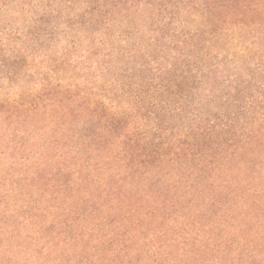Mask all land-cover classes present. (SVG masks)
Instances as JSON below:
<instances>
[{
  "label": "trees",
  "instance_id": "1",
  "mask_svg": "<svg viewBox=\"0 0 264 264\" xmlns=\"http://www.w3.org/2000/svg\"><path fill=\"white\" fill-rule=\"evenodd\" d=\"M10 11L0 264H264V0Z\"/></svg>",
  "mask_w": 264,
  "mask_h": 264
},
{
  "label": "rangeland",
  "instance_id": "2",
  "mask_svg": "<svg viewBox=\"0 0 264 264\" xmlns=\"http://www.w3.org/2000/svg\"><path fill=\"white\" fill-rule=\"evenodd\" d=\"M9 21H13L12 24L8 25ZM7 25L10 29L17 27L18 25H21V22H20V19H19L17 12L10 11V12H6L3 14V18L0 22V26L6 27ZM12 83L15 85L13 87V93L17 92L18 89H24V87L26 86V84L24 82H19L18 80H17V82H15V80H13ZM1 85H5V84H1ZM5 87H7V85H5ZM4 95H5V92L0 90V99H3L5 97ZM7 170H8L7 163L3 166L0 165V184H3V182L5 181L6 178L9 179L8 177H10V174L8 173ZM15 203H16L15 200L12 201L11 206L14 205Z\"/></svg>",
  "mask_w": 264,
  "mask_h": 264
}]
</instances>
